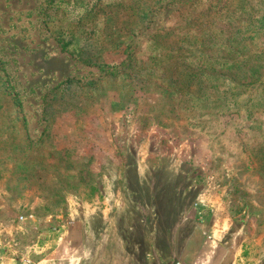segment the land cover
<instances>
[{
	"label": "rangeland",
	"instance_id": "obj_1",
	"mask_svg": "<svg viewBox=\"0 0 264 264\" xmlns=\"http://www.w3.org/2000/svg\"><path fill=\"white\" fill-rule=\"evenodd\" d=\"M0 264H264V0H0Z\"/></svg>",
	"mask_w": 264,
	"mask_h": 264
},
{
	"label": "trees",
	"instance_id": "obj_2",
	"mask_svg": "<svg viewBox=\"0 0 264 264\" xmlns=\"http://www.w3.org/2000/svg\"><path fill=\"white\" fill-rule=\"evenodd\" d=\"M117 14L118 13H116L114 15L115 16L114 18H110V20H109L110 22H113V20L115 21V19L120 17L117 19L118 22H116L117 24L113 28L114 33L124 31L127 27L129 28L130 26H132L135 23V20H140L142 23L144 18H145V20L147 19V15H145V14H138V15L132 14V15L125 16V17L122 16L121 14H119V15H117ZM121 17H122V19H121ZM84 22H85L84 16H82L79 19L77 25L78 26H85ZM72 25L73 24H67V26L60 28L58 31H56V39L61 44L63 51L71 53V55L76 56L80 60L86 61V60L90 59V57L92 56L94 46H96L94 44V42L98 41L100 36H98L97 38L93 37V38L89 39L92 36V34L90 32L76 31L77 27L72 26ZM91 32H93V31H91ZM84 36H85V38H84ZM80 39H84V41H86L85 45L81 48H76V49L71 50L70 45H72V43L75 40H80ZM88 41H90L92 43L90 44V43H88ZM168 85H170V82H168ZM191 86H192V84L189 85V88Z\"/></svg>",
	"mask_w": 264,
	"mask_h": 264
}]
</instances>
